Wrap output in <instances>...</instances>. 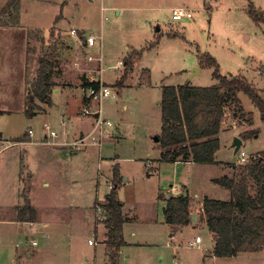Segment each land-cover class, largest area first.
<instances>
[{
    "label": "rangeland",
    "instance_id": "obj_1",
    "mask_svg": "<svg viewBox=\"0 0 264 264\" xmlns=\"http://www.w3.org/2000/svg\"><path fill=\"white\" fill-rule=\"evenodd\" d=\"M250 3L258 14L264 16V0H22V3L19 0L18 12H13L8 17L0 15V23L7 21L8 27L17 28L23 8L24 28L27 30L24 91L15 72L10 84L0 87V132L8 139L15 134L22 137L28 130L36 134H48L49 131L44 129V124H48L50 130L58 133V137L54 139L59 140V133L64 129L61 120L66 121L67 129L71 126L67 120L74 113L75 104L67 100L69 111L62 117L61 95L52 94L49 104L32 96L30 100L29 84L36 76L38 59L44 55L54 56L58 59L62 72L72 74V62L75 59L65 57L66 49L69 48L66 44L69 42L68 37L61 36L60 31L76 28L97 38L96 45L89 52L94 56H101L100 64L93 62L86 65L83 61L84 54H79V51L76 59L88 70L100 69L101 65L102 82L115 95L114 98L109 97L99 103L101 117L111 124L108 132L118 135L116 140L111 138L104 145L103 152L106 158H118L116 162L123 178L127 179L124 185L120 184L117 193L121 201L133 205L132 214L135 219L124 227V236L131 242H139L129 245L123 255H118V264H174V260L178 264H264V248L257 253L204 260L203 254L207 253L205 248L209 243L203 224L199 227L187 225L172 236V247H178L177 254L173 255L171 248L166 246L170 237L169 230L166 232L157 223L162 217L163 203L157 201V192L169 190L172 188L171 184L174 187L172 195L180 192L181 186L185 185L194 200L203 196L222 201L230 199L228 192L215 185L211 179L229 176L231 170L227 164L235 163L241 151L245 153L246 160L264 151V122L260 120L258 111L247 96L239 94L242 110L233 106L226 109V117L219 133V151L215 154L213 163H187L178 166L162 163L149 178L145 177L144 164L146 159L156 158L161 149L153 138L160 133L159 102L162 87L187 83L192 87H211L217 84L212 77L213 69L199 66V56L208 53L215 58L221 75L243 76L264 95V23L253 22L247 12ZM6 4L0 5V12ZM177 7L189 9L192 19L173 21L171 13ZM115 11L119 13L116 15ZM15 13L18 17L17 24H14L13 19ZM133 50L140 51L141 54L132 59V69L127 73L123 81L124 88L118 94V90L112 87L124 70L123 66H117L118 62ZM195 66L198 67V72L193 70ZM115 67H120L119 71ZM145 70L148 72V83ZM55 71L57 70L53 68L51 78L56 77L53 75ZM95 73L93 75L98 78L99 74ZM135 84L138 86H134ZM31 103L34 112L32 116L18 112L22 106L26 109L30 107ZM92 103L90 110L98 106V103ZM12 110L14 112H8ZM248 113L252 115V125L248 122ZM85 118L80 123L83 131L91 127L89 119L92 121V116H87V120ZM250 129H258L259 132L250 138H242L241 133ZM235 138L241 141L237 151L233 146ZM4 145L6 144L3 143L0 147ZM64 160L66 161L65 158ZM0 161V206H4L0 219L6 220V206L16 203L17 199L16 184L12 183L15 167L10 162V156L6 155ZM94 168L96 171V165ZM34 170V165L30 166L29 172ZM81 179L73 183L77 184L78 191L86 185L85 177L81 176ZM92 179V187L95 189L96 180ZM111 180L100 179L97 192L99 198L108 191L107 185L112 183ZM80 181H83L82 186L78 184ZM32 182L30 181L29 186L30 195L39 207V218L50 220L46 231L54 236L60 230L64 239L70 241L69 248L59 250L62 257L59 255L49 264H107L106 247L96 243L94 237V227L98 222L95 218L96 223L92 221L93 213L86 212L88 221L83 224L85 213L80 208L76 211L62 209L63 213L68 211L69 219L67 223H58L59 211L51 206H43L42 201L53 204L57 200L64 206L67 202L64 196L59 197L49 190L44 192L39 188L38 181ZM93 197L94 191L83 197L77 192L76 199L72 200L75 205L84 203V206H88ZM96 227V230L99 227L100 237L103 239V225L98 223ZM28 228L21 224L0 222V263L12 264L9 261L15 253L18 259H25L26 250L32 252L41 247L43 235L35 234ZM195 236H199L202 243L199 247H189L188 242ZM33 239L38 246L30 245ZM89 239L95 241V246L87 243Z\"/></svg>",
    "mask_w": 264,
    "mask_h": 264
},
{
    "label": "trees",
    "instance_id": "obj_2",
    "mask_svg": "<svg viewBox=\"0 0 264 264\" xmlns=\"http://www.w3.org/2000/svg\"><path fill=\"white\" fill-rule=\"evenodd\" d=\"M66 1V0H65ZM19 0H9L0 15L10 16L18 12ZM247 12L254 23H264V16L258 14L253 4H249ZM12 18V17H11ZM14 24L18 17L13 16ZM57 19V18H56ZM7 21L0 23L8 26ZM141 52L131 51L123 58V73L112 85L116 90L123 87L127 73L132 69V59ZM58 59L44 55L38 59L35 78L29 84V97L49 104L53 89L52 69L57 67ZM200 67L213 69L212 77L217 84L211 87H192L188 83L178 86H164L160 100V133L158 143L162 149L161 160L166 162L213 163L219 150V133L226 117L228 107L242 110L239 94L248 97L251 104L264 122V95L262 96L243 76L221 75L218 64L212 56L205 53L198 57ZM147 73V83L148 72ZM81 87H98L97 82H88L86 77L80 78ZM32 104L24 112L28 116L34 114ZM248 122L252 125V115ZM258 129H250L241 133L242 138H250L258 134ZM243 164L228 163L229 176L215 178L212 182L226 190L230 196L228 201L203 198L199 220H205L208 231L213 234L214 257H234L239 254L257 253L264 248V151L251 156ZM113 188L99 202L104 211L102 221L105 228V254L107 264H118L120 248L125 245L122 234L124 217L122 204L117 190L121 184L119 167H112ZM163 208L164 221L174 235L183 227L191 224V202L188 193L166 198ZM97 201L95 202V204ZM94 204V205H95ZM18 221L32 222L35 219L34 208L26 200L18 209Z\"/></svg>",
    "mask_w": 264,
    "mask_h": 264
},
{
    "label": "crops",
    "instance_id": "obj_3",
    "mask_svg": "<svg viewBox=\"0 0 264 264\" xmlns=\"http://www.w3.org/2000/svg\"><path fill=\"white\" fill-rule=\"evenodd\" d=\"M8 0H0V5L6 4ZM22 3V0H20ZM116 15L119 13L118 11H115ZM23 8L20 12V24L17 28H10L8 26L1 27L0 26V60H3V62H0V87L5 86L7 84H10L11 76L13 75V72L16 74V78L18 77V81H20V84L24 91V68H25V60H26V32L27 30L24 28V18H23ZM79 30V29H78ZM60 31V30H59ZM83 31V30H82ZM61 32V31H60ZM69 43L66 44L68 49H66V58L76 59V55H78V48L79 44L76 41H73L74 39L68 38L67 39ZM76 42V43H75ZM78 52V53H77ZM3 56V57H2ZM63 57V55H62ZM74 61V60H73ZM88 65V64H86ZM57 71L55 73L53 72V75H56L55 78H52L53 89L51 92L52 94L61 95L62 103H61V114L60 116L65 117L68 110V102L67 100H71L74 102L75 105H73L76 109L71 110L74 111L72 115L68 116V124L70 123L71 126L69 128H66V121L63 119L62 121H65V125L63 126L64 129L61 133H59V140H56L54 138L58 137H51L49 133H43V134H36L34 131H32L31 135L28 134V131L26 134H24L22 137L21 135H13L8 138L3 137V133L0 132V145L5 143L3 147H0V158H4L6 155L10 156L11 158V164L15 167L14 171L12 172V183H15V191L17 195L16 203H10L6 206L8 209V212L5 215L6 220L0 219L1 223H11V224H21L28 226L29 230L34 232L35 234H42L44 241L41 245V247L37 251H28L26 250V257L25 259H18L15 256L10 259L9 263L12 264H49L50 261L56 260L58 256L62 257L61 252L59 251L61 248L67 249L70 247V241L68 239H64V236L60 234V230L58 235H54L47 232L46 229H48L50 220H45L39 218L38 210L39 207L36 205L33 200V197H31L30 193V181L34 182L38 181V184L40 185V189H42L44 192L47 190L52 191L56 193L57 196H64L65 205L62 207L61 203L57 200L53 204H47L42 201L43 206L45 207L51 206L56 209L58 212V223H67L69 219L68 211L64 212L63 210H67L69 208L72 211H76L79 208L82 212H84V223L88 221V215L86 214L87 211H90L92 221H94V204L96 201H102L104 199V195L99 198L97 192L99 189V182L100 179L104 178L106 181L108 179H112V167L114 165H117L119 167V173L121 177V183L127 181L126 178H123V174L120 170V166L118 162V158L110 157L106 158L104 156V145L108 144L109 140L113 138L116 140L118 135H113L112 132H107L106 136L99 135L97 131H93V122L94 119L92 117L91 119L87 118V116L90 115H83L82 110L85 107H91L92 101L88 100L85 97L84 89L81 87V80L78 77H89L90 74H86L83 71H80L78 69H75L72 67V71L74 73L68 74L67 71L62 72V69L59 67H55ZM138 86V85H134ZM124 88V87H123ZM122 88V89H123ZM120 90L117 91L118 94H120ZM50 95V96H51ZM67 103V104H66ZM160 104V102H159ZM82 110H81V109ZM160 109V106H159ZM26 110L25 106H22L21 109L18 112H22L24 114V111ZM2 111V110H0ZM9 113L14 112L8 111ZM76 112V113H75ZM86 117L84 120L89 119L90 128L87 131H83L80 128V123L83 121L82 118ZM45 126L48 124H44ZM44 126V129H45ZM49 126V125H48ZM161 126V121H160ZM67 129V130H66ZM36 137V138H34ZM96 138L99 141V145H95L92 143V138ZM85 138V141L87 145H83L81 147H76L73 144L78 142L80 139ZM158 142V141H157ZM16 147H19L16 150ZM49 147V148H48ZM24 148V149H23ZM219 151V150H218ZM217 151V152H218ZM6 152V153H5ZM216 152V153H217ZM162 153V149H160V152L158 153V156L156 158H149L146 159L144 162L146 170H145V177L149 178L153 173H156L159 166L162 163H172L174 166H178L180 164H187V163H193V162H166L161 160L160 156ZM4 154V157H1ZM12 155V156H11ZM66 159V162L64 160ZM10 160V159H9ZM128 160H132V158H128ZM13 161V162H12ZM1 162V161H0ZM34 165V171L29 172L30 166L32 167ZM94 165H96V171L94 170ZM89 175V176H88ZM81 176L85 177L86 185L85 187H81V190L78 191V187L75 184L78 179H81ZM95 178L96 184L95 189L92 187L93 179ZM88 179V180H87ZM215 179V178H214ZM82 180V179H81ZM213 178L211 179V181ZM32 182V183H33ZM78 184L81 186L83 185V181H80ZM33 186V185H32ZM121 187V186H120ZM169 190L167 189L165 192H161L158 190L156 199L157 201H162V217L158 220V224L164 227V230L168 232L169 230V240L166 241V246L171 248L173 255H176L177 253V246L171 245L170 241L173 240L174 235L170 234L169 226L164 221V215H163V208L165 206V201L158 199V195H162L166 198L170 197H176L180 195H184L185 193H188L189 196L192 199L191 202V213L196 215V223L191 222L189 224L193 227H199V225H204V227L207 230V241L209 243V246L205 248V251L207 253L203 254V259L210 260L212 257V249H213V234H211L207 227L205 220L200 221L199 215L202 208V201L204 197L203 196L197 200L193 199V196L190 195L189 190L186 188L185 185L181 186L180 192L177 194L172 195V189L174 188L173 185H170ZM13 191V190H12ZM94 191V197L92 198L91 203L88 206H84L83 204L75 205L73 203V198L76 199V193L79 192L80 196L83 197V195L89 193L91 194ZM48 197V196H44ZM119 198V197H118ZM208 198V197H207ZM211 199V197H209ZM84 199V198H83ZM26 200L29 202V204L34 208L35 212V219L32 222L28 221H18L17 214L18 209L23 207L26 203ZM122 207V214L124 217V223L122 227V234L125 241V245H123L119 250V255H123L126 251V248L131 244H139V242H131L124 236V227L126 224L130 223L135 219L134 214H132L133 211V205L131 206L130 203H126L125 201H121L119 198ZM56 206V207H55ZM2 207L0 206V213H4L2 210ZM96 223V222H95ZM98 223H96L94 227V237H96V243H101L103 247L105 248L106 245L104 243L105 241V228H104V238L102 239L100 237V230L97 226ZM183 229V228H182ZM182 229L180 231H182ZM179 231V232H180ZM96 233V234H95ZM58 237V238H57ZM197 237V236H195ZM194 237V238H195ZM193 238V239H194ZM27 239V237H26ZM31 240V246L36 247L38 246V243L36 245L32 244ZM193 241V240H191ZM73 243V242H72ZM200 243H202V239L200 238ZM199 243V244H200ZM95 246V245H92ZM17 248V247H15ZM67 253L65 252L66 256ZM16 257V258H15ZM216 258V257H215ZM123 260V258H122ZM87 261V259H85ZM0 264H5L1 262ZM174 264H178L174 260Z\"/></svg>",
    "mask_w": 264,
    "mask_h": 264
},
{
    "label": "built area",
    "instance_id": "obj_4",
    "mask_svg": "<svg viewBox=\"0 0 264 264\" xmlns=\"http://www.w3.org/2000/svg\"><path fill=\"white\" fill-rule=\"evenodd\" d=\"M102 10H104L103 7H101ZM171 18L173 21H180L182 19H188L191 20L192 19V14L191 11L187 8H182V7H177L174 8L172 10L171 13ZM61 36H65L71 39H74L75 41L78 42L79 44V54H84V63L85 64H90V63H99L100 64V59L101 56L97 57L92 55L89 51L90 49H92L97 42V38L94 37L92 34H86L84 31L82 30H78L76 28H70L67 30H63L60 32ZM72 66L75 69H78L80 71H83L84 73L90 74L89 77H86V80L88 82H97L98 83V87H88L86 89H84V94L85 97L88 100L94 101L96 103H98V106L96 109L94 110H90L89 107H85L82 110V114L83 115H90L93 117L94 122H93V131H97L99 133V135H104L106 136L107 132H108V126H111L110 122L107 120H104L101 117V109L99 107V103L101 100L112 97L114 98L115 95L112 94V90L110 87H108L104 82H102V78L100 76V71H101V65H100V69H84L82 67V62L79 59H75L72 62ZM122 67L123 66V61H119L118 65ZM120 67H115L116 69H120ZM96 72V73H95ZM93 73L95 74H99V77L96 78ZM65 125V121H62V126ZM45 130L49 131V135L51 137H55L57 136V133L54 130H50L49 126L46 125L45 126ZM32 131L29 130L28 134L31 135ZM92 143L95 145H99V141L96 138H92ZM76 147H81L83 145H87L85 138L80 139L78 142L73 144ZM248 159V158H247ZM246 160V155L243 151H241L239 153V159L236 161L237 164H243L245 163ZM113 188V184L109 183L107 185V189L108 192ZM99 202L101 201H97V203L94 205V218L98 223L102 224L103 219L105 218L103 213L104 211L102 210V208L99 205ZM103 225V224H102ZM88 244L90 245H95V241L92 239H89ZM199 243H200V237L197 236L193 239V241H189L188 242V246L189 247H199ZM33 245H36V241H32Z\"/></svg>",
    "mask_w": 264,
    "mask_h": 264
},
{
    "label": "water",
    "instance_id": "obj_5",
    "mask_svg": "<svg viewBox=\"0 0 264 264\" xmlns=\"http://www.w3.org/2000/svg\"><path fill=\"white\" fill-rule=\"evenodd\" d=\"M193 70H195V71H199V69H198V67H194V69ZM30 100H32V97H30ZM153 140L155 141V142H157L158 141V137H154L153 138ZM240 145H241V141H240V139H238V138H235L234 139V143H233V146H234V149L237 151L238 149H239V147H240ZM190 221L191 222H193V223H196V215L195 214H191V216H190Z\"/></svg>",
    "mask_w": 264,
    "mask_h": 264
}]
</instances>
